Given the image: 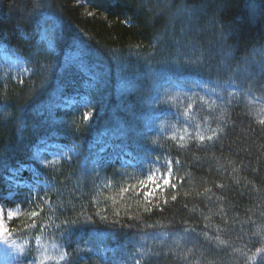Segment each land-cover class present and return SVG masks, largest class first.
<instances>
[{
    "label": "trees",
    "instance_id": "obj_1",
    "mask_svg": "<svg viewBox=\"0 0 264 264\" xmlns=\"http://www.w3.org/2000/svg\"><path fill=\"white\" fill-rule=\"evenodd\" d=\"M261 121L264 0H0L15 264H264Z\"/></svg>",
    "mask_w": 264,
    "mask_h": 264
},
{
    "label": "rangeland",
    "instance_id": "obj_2",
    "mask_svg": "<svg viewBox=\"0 0 264 264\" xmlns=\"http://www.w3.org/2000/svg\"><path fill=\"white\" fill-rule=\"evenodd\" d=\"M69 151L68 149H65ZM58 150L57 152H59ZM63 153V151L61 150ZM0 210H2V219L0 224L4 226V234L0 235V264H15L19 258V247L17 242H14L7 231L8 222L15 215V208L9 207L6 203L0 204ZM11 213V216L9 215Z\"/></svg>",
    "mask_w": 264,
    "mask_h": 264
},
{
    "label": "snow or ice",
    "instance_id": "obj_3",
    "mask_svg": "<svg viewBox=\"0 0 264 264\" xmlns=\"http://www.w3.org/2000/svg\"><path fill=\"white\" fill-rule=\"evenodd\" d=\"M84 119L87 120L88 116L85 115ZM261 123H264V121H261ZM203 139L204 137L201 136V140ZM209 139H211V137H209ZM167 186H171L173 188L176 187L174 183H171L169 176H164L161 180H157L154 176H149L147 180H141L138 185L140 190L143 192L145 200H148L149 198L153 197L157 191ZM129 190V188H122L121 192H128ZM173 199H175V197H173ZM9 215L11 216V213H9ZM35 215L36 214L33 213V216ZM0 219H2V210H0ZM4 231V226L0 224V235H3ZM257 253L264 256V250L262 249H257Z\"/></svg>",
    "mask_w": 264,
    "mask_h": 264
}]
</instances>
